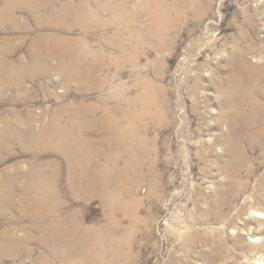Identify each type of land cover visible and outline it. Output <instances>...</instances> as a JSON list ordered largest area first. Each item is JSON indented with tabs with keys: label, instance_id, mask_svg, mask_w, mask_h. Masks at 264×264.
<instances>
[{
	"label": "rangeland",
	"instance_id": "obj_1",
	"mask_svg": "<svg viewBox=\"0 0 264 264\" xmlns=\"http://www.w3.org/2000/svg\"><path fill=\"white\" fill-rule=\"evenodd\" d=\"M85 1L0 0V264H264V0ZM54 117L80 152L34 137ZM78 223L101 240L88 262L60 237Z\"/></svg>",
	"mask_w": 264,
	"mask_h": 264
},
{
	"label": "bare ground",
	"instance_id": "obj_2",
	"mask_svg": "<svg viewBox=\"0 0 264 264\" xmlns=\"http://www.w3.org/2000/svg\"><path fill=\"white\" fill-rule=\"evenodd\" d=\"M7 1H9V0H7ZM26 1V0H25ZM74 1V0H73ZM83 3H86V1L84 0H81ZM10 2H11V0H10ZM28 2H29V4L31 5V0L29 1L28 0ZM35 2V1H34ZM37 2V1H36ZM81 2V3H82ZM16 3V2H15ZM19 3V2H18ZM22 3V2H21ZM24 3V2H23ZM8 4H9V2H8ZM28 4V5H29ZM32 4H34L33 2H32ZM38 4H39V2H38ZM37 4V5H38ZM81 6H79V4L78 5H76V4H73V2L71 3L70 1H69V4H68V6L66 7V8H64L61 12H59V15H63V14H66V12H69L70 10H73L74 9V11L77 9V11L78 12H80V13H82V14H86L85 16H87L88 18H89V16H91L92 15V13H95V12H93L92 10H90L88 7H86V4H80ZM15 6V5H14ZM5 7H7V6H5ZM4 8V7H3ZM8 8V7H7ZM0 10H2V9H0ZM15 9H13L12 11H14ZM6 11V10H5ZM10 11V10H9ZM2 12V11H1ZM71 12V11H70ZM76 12V11H75ZM74 12V13H75ZM13 13V12H12ZM15 13V12H14ZM69 14V13H68ZM72 14V13H71ZM83 15V16H84ZM6 16V15H5ZM81 16V15H80ZM83 16H81V17H83ZM95 16V15H94ZM93 16V17H94ZM97 16V15H96ZM2 17H4L3 15H2ZM2 17H0V18H2ZM92 17V18H93ZM169 17V16H168ZM84 18V17H83ZM77 19V18H76ZM84 19H86V18H84ZM84 19H83V21H84ZM95 19H96V17H95ZM80 21V20H79ZM82 21V20H81ZM82 21V22H83ZM167 21V20H166ZM81 22V23H82ZM87 22V21H86ZM162 23V22H161ZM85 24V23H84ZM160 24V23H159ZM74 25V24H73ZM75 26V25H74ZM46 48V47H45ZM48 49V48H47ZM46 49V50H47ZM70 50V49H69ZM67 51H68V49H67ZM56 52V51H55ZM69 52V51H68ZM50 55H51V53H50ZM78 55H79V53H78ZM40 56H42V55H40ZM52 56H53V53H52ZM43 57V56H42ZM80 58V59H79ZM37 59V58H36ZM42 61V58L40 57V58H38L37 59V61ZM72 61H75V63H76V61H81V57H79V56H75V57H73V59H71ZM70 60V62H67L68 64H66L67 66H69V65H72V61ZM39 63H41V62H39ZM78 63V65H79V62H77ZM81 63V62H80ZM35 64V63H34ZM6 65V64H5ZM39 65V64H38ZM1 66H3V65H1ZM43 66H45V65H43ZM77 66V65H76ZM11 67V66H10ZM257 67V66H256ZM39 68V67H38ZM76 68V67H75ZM36 69V68H35ZM34 69V70H35ZM83 69H85V68H83ZM82 66H78L76 69H75V74H77V73H82ZM24 70V69H23ZM33 70V71H34ZM67 70H68V68H67ZM90 70V69H89ZM32 71V72H33ZM48 71V70H47ZM88 71V70H87ZM254 71V73H256L257 72V75L258 74H260V73H263L264 72V65H261L260 67H258V68H256L255 70H253ZM3 72V71H2ZM25 72V71H24ZM6 73V72H5ZM21 73V72H20ZM28 73V72H27ZM73 73V72H72ZM84 73V72H83ZM10 74H11V72H10ZM22 74V73H21ZM21 74H20V76H21ZM78 75V74H77ZM76 75V76H77ZM81 75V74H80ZM3 77V76H2ZM6 77V76H5ZM80 77V76H79ZM16 80V79H15ZM144 103V102H143ZM40 118V117H39ZM35 118H33V120H34ZM110 119V118H109ZM131 119H132V121L130 122V124H131V128L129 129V130H127V131H125L124 130V132H119L120 133V135H119V143H120V145L122 144V142H124V141H126L128 138H130L131 139V145L129 146L128 145V152H129V156H130V159H129V161H131V163L129 162V166H131L132 167V169H133V171H134V173H138V172H140V170L142 169V166H143V164H144V162L146 161V156H143V157H141L140 156V154H139V152L141 151V152H145V153H147V154H149L150 153V151L152 150V148H150L149 147V144H148V138H147V136H146V134H144V133H142L141 132V129H143L142 128V124H138V122L141 120V118H140V116L138 115V114H136V113H133L132 114V117H131ZM37 120V119H36ZM104 121V120H103ZM107 121V120H106ZM106 121H104V122H106ZM34 122V121H33ZM116 122V121H115ZM73 124H77V122H75L74 123V121H73ZM108 124V123H107ZM111 124H112V126H111ZM110 125H109V127H107V128H110V129H112V127L115 125L114 123H111ZM7 125V124H6ZM8 125H9V123H8ZM13 125V124H12ZM65 125V124H64ZM63 124H62V119H61V117H54V119L51 121V123H50V127H51V130H50V133H48V132H43V131H41V132H36L35 134H34V137L35 138H40V137H42V136H47V137H49V140H51L52 139V141H57V142H59L60 144H64V145H73L74 146V148H75V150L76 151H79L80 152V149L82 148V146L84 145L83 143H84V141L81 139V137H78V136H76L74 133H73V131H71V130H69L68 128H66L65 126H64ZM68 126V125H67ZM74 127V126H73ZM10 128H12V127H10ZM32 128V127H31ZM129 128V127H128ZM22 129V128H21ZM50 129V128H49ZM74 129V128H73ZM72 129V130H73ZM109 129V130H110ZM114 129V128H113ZM6 131V130H5ZM7 131H8V128H7ZM20 132V131H19ZM10 133V132H9ZM12 133V132H11ZM14 134V133H13ZM20 134V133H19ZM6 135V134H5ZM4 135V136H5ZM11 135V134H10ZM17 135V134H16ZM33 135V134H32ZM9 137V136H8ZM113 137V136H112ZM111 137V138H112ZM34 138V139H35ZM43 138V137H42ZM41 139V138H40ZM117 139V138H116ZM43 140V139H42ZM47 140V139H46ZM114 140V139H113ZM44 141V140H43ZM41 142V141H40ZM48 142H50V141H48ZM56 143V142H55ZM85 147V146H84ZM121 147V146H120ZM126 147H127V144H126ZM73 148V149H74ZM87 148V147H86ZM68 149H69V147H68ZM71 149V148H70ZM66 151V150H65ZM74 151V150H73ZM118 151V150H117ZM72 152V151H71ZM78 152V153H79ZM77 153V152H76ZM91 153V152H90ZM116 153V152H115ZM72 154H74V153H72ZM74 156V155H73ZM77 156H81L80 154L79 155H77ZM83 156V155H82ZM90 156V155H89ZM76 157V156H75ZM83 157H81V159H82ZM76 159H77V157H76ZM83 161V160H82ZM89 161V160H88ZM84 162V161H83ZM79 163H80V161H79ZM90 163V162H89ZM77 164V163H76ZM80 165H81V163H80ZM85 163L84 164H82V168L83 169H85ZM115 165V164H114ZM111 166H112V164H111ZM111 166H110V164H103V165H100V167H98L97 169L99 170V172H102V180H100L101 182H100V185H102L103 186V188L105 189V188H107L108 187V181H109V179H108V177L106 176L107 174H108V172H109V170L111 169ZM89 167V166H88ZM128 167V166H127ZM90 169V168H89ZM37 172L34 174V176H33V178H32V180H31V182H30V188H35L36 189V191H38V194H36L35 196H34V198H32V200L31 201H33L34 202V204L38 207L40 204H44L45 203V206H46V202L47 201H49V199L52 197V187H55V185L53 184V182H52V177H50V178H45L44 176H43V174L41 173L42 171H41V167H38L37 168ZM85 174L87 173V172H84ZM110 173V172H109ZM84 176V175H83ZM3 185V184H2ZM2 187V186H1ZM7 189V188H6ZM3 190V189H2ZM41 190H43L44 191V193L41 191ZM45 191H47V193H49V196L50 197H47V196H45ZM101 191H102V189H101ZM104 192V191H103ZM117 192H119V191H117ZM37 193V192H36ZM106 194V193H105ZM110 195V194H109ZM108 195V196H109ZM118 197H119V195H118ZM117 198V197H116ZM56 205V204H55ZM50 206H51V204H50ZM42 208H44L43 206H42ZM51 208V207H50ZM50 211V210H49ZM78 224H80V223H78ZM78 224H76L77 226H78ZM75 226V225H74ZM93 229V228H92ZM91 229H88V228H86V227H84V226H82L81 224L78 226V227H74L73 228V230H72V232H69V233H66V232H61L60 233V237L63 239V238H67L68 236L70 237V236H72L73 237V239H78L79 240V242L80 243H82V240L83 239H85V235H86V233H88L89 234V232L88 231H90ZM92 232H96L95 231V229H94V231L93 230H91ZM97 232H98V230H97ZM96 232V233H97ZM93 234V233H92ZM251 240H258V238H257V236H253V237H251ZM85 249L83 250V249H81V253H82V256H83V260L85 261V262H88V260L90 259V257H91V255H93L94 256V249H96V247L101 243V240H100V237L99 238H97V237H91V236H89L88 238H86L85 239ZM72 242H70V244H71ZM72 245V244H71ZM79 245H82V244H79V243H77V246L76 245H72L73 246V248L74 249H77L78 248V246ZM108 248H106L104 251H106ZM260 262L261 263H264V260H262V259H260ZM90 264H95L94 263V258H92L91 260H90V262H89Z\"/></svg>",
	"mask_w": 264,
	"mask_h": 264
}]
</instances>
